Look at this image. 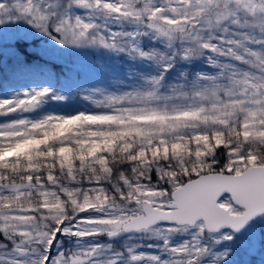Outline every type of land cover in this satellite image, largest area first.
<instances>
[{
	"label": "snow or ice",
	"instance_id": "snow-or-ice-1",
	"mask_svg": "<svg viewBox=\"0 0 264 264\" xmlns=\"http://www.w3.org/2000/svg\"><path fill=\"white\" fill-rule=\"evenodd\" d=\"M0 264H264V0H0Z\"/></svg>",
	"mask_w": 264,
	"mask_h": 264
},
{
	"label": "rangeland",
	"instance_id": "rangeland-1",
	"mask_svg": "<svg viewBox=\"0 0 264 264\" xmlns=\"http://www.w3.org/2000/svg\"><path fill=\"white\" fill-rule=\"evenodd\" d=\"M57 68L59 66H56ZM53 107H71V108H80V107H89V105H87L86 103L80 101V100H75L73 102H71V104L69 105H61V106H57V105H53Z\"/></svg>",
	"mask_w": 264,
	"mask_h": 264
}]
</instances>
